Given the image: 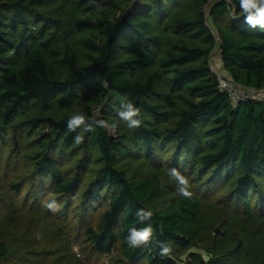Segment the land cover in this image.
<instances>
[{
    "label": "trees",
    "instance_id": "obj_1",
    "mask_svg": "<svg viewBox=\"0 0 264 264\" xmlns=\"http://www.w3.org/2000/svg\"><path fill=\"white\" fill-rule=\"evenodd\" d=\"M97 2L0 0V221L18 225L23 194L55 199L77 239L117 250V264H264V98L234 104L212 65L219 47L233 81L264 91V31L244 23L238 0V18L225 0L209 13L210 0ZM122 101L141 109L139 128L119 121ZM78 111L116 133L69 132ZM171 167L189 178L191 199ZM141 208L153 213L145 224ZM147 223L153 240L128 247L129 228ZM2 234L0 264L27 248L48 256ZM157 241L172 254L161 257Z\"/></svg>",
    "mask_w": 264,
    "mask_h": 264
},
{
    "label": "rangeland",
    "instance_id": "obj_2",
    "mask_svg": "<svg viewBox=\"0 0 264 264\" xmlns=\"http://www.w3.org/2000/svg\"><path fill=\"white\" fill-rule=\"evenodd\" d=\"M214 1L215 0H210V3L206 6L208 13L210 5ZM213 29L215 33H218L215 27ZM212 65L218 74L231 78V75L222 64V56L219 47H217L212 54ZM256 96L264 98V91L257 92ZM96 115H101V108L96 110ZM23 195L18 204L19 211L16 221L18 225L12 226L1 220L0 235H3L2 233L5 231L11 232L12 239L24 244L26 248L28 246L35 248L33 245L39 244L41 246V251L44 250V248L47 249L46 253L48 256H43L41 259V253L36 254V252H31L30 249L27 248V250L22 253L23 256L21 259L17 260V264H117L115 260L117 250L112 253L99 254L89 247H85L82 242L77 239L70 226H66L59 220L61 218H58V215L61 214V206H58L59 210L57 212H52L45 207V203L49 202L48 198L42 199L38 197L35 203L32 201L23 202ZM1 216L2 213L0 212V217ZM52 230L58 235L57 238H51ZM63 239L65 240L62 241ZM45 240L50 241L52 247L50 250L46 242L44 243ZM203 256L206 257L205 252H203ZM139 264L148 263L143 261ZM181 264L186 263L181 262Z\"/></svg>",
    "mask_w": 264,
    "mask_h": 264
},
{
    "label": "clouds",
    "instance_id": "obj_3",
    "mask_svg": "<svg viewBox=\"0 0 264 264\" xmlns=\"http://www.w3.org/2000/svg\"><path fill=\"white\" fill-rule=\"evenodd\" d=\"M90 5H94L97 10L102 8V5L97 0H88ZM226 5L229 8L233 18H238L235 12V5L233 0H225ZM239 14L243 16L244 23L250 28L264 31V0H238ZM119 121L122 122L127 129L134 130L142 125L141 109L134 105L131 101H122L120 110L118 111ZM67 130L69 132H76L77 129H81L84 133H93L97 128L110 130L115 134L118 124H109L104 119H98L96 117H88L81 112H77L71 115L67 119ZM84 135L77 134L74 136V142L79 145L84 143ZM167 176L175 181L177 188V194L186 199H191L194 195L191 190V183L187 176L181 173L176 167L166 168ZM45 207L52 212L59 210L55 199H51L50 202L45 203ZM153 216L151 210L139 209L136 212L137 220L140 224L150 221ZM154 236V229L150 223H147L143 227H131L128 230L126 236V242L130 248H138L144 245H148ZM157 246L160 249L159 255L161 257H168L172 254V248L168 243L157 241Z\"/></svg>",
    "mask_w": 264,
    "mask_h": 264
},
{
    "label": "built area",
    "instance_id": "obj_4",
    "mask_svg": "<svg viewBox=\"0 0 264 264\" xmlns=\"http://www.w3.org/2000/svg\"><path fill=\"white\" fill-rule=\"evenodd\" d=\"M216 35H217V38L219 39V36L217 33ZM218 75H219L220 89L230 94L234 104L244 99L258 98L256 96V93L259 92L258 90L253 89V88L242 87L241 85L233 81L230 77H227L222 74H218Z\"/></svg>",
    "mask_w": 264,
    "mask_h": 264
},
{
    "label": "water",
    "instance_id": "obj_5",
    "mask_svg": "<svg viewBox=\"0 0 264 264\" xmlns=\"http://www.w3.org/2000/svg\"><path fill=\"white\" fill-rule=\"evenodd\" d=\"M219 230H220V227L217 228V231H219ZM204 262H205V260H204Z\"/></svg>",
    "mask_w": 264,
    "mask_h": 264
}]
</instances>
